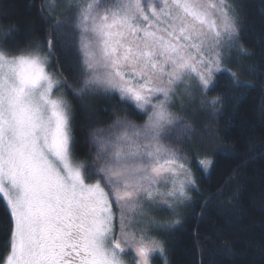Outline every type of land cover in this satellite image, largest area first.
Returning <instances> with one entry per match:
<instances>
[{"label": "snow or ice", "instance_id": "6c2138e0", "mask_svg": "<svg viewBox=\"0 0 264 264\" xmlns=\"http://www.w3.org/2000/svg\"><path fill=\"white\" fill-rule=\"evenodd\" d=\"M39 14L42 39L20 44L14 25L0 26V197L11 221L0 264H127L133 250L135 264H151L166 249L143 217L169 210L174 219L158 227L175 228L199 192L174 144L193 131L176 108L181 88V100L199 93L215 113L225 94L208 93L222 77L231 99L250 86L231 67L233 51L251 55L240 43L239 5L41 0ZM68 92L81 101L118 94L131 110L90 123L83 157ZM213 163L199 161L203 175Z\"/></svg>", "mask_w": 264, "mask_h": 264}, {"label": "trees", "instance_id": "16d2710c", "mask_svg": "<svg viewBox=\"0 0 264 264\" xmlns=\"http://www.w3.org/2000/svg\"><path fill=\"white\" fill-rule=\"evenodd\" d=\"M236 2L240 43L251 55L233 51L231 67L250 86L237 90V98L231 99L224 87L227 76L222 77L208 93L209 97L225 94L223 107L215 113L201 107L199 93L194 100L184 96L181 109L176 106L193 131L174 144L190 161L199 179V192L193 193L192 203L182 209L178 226L156 232L164 242L166 264H264V0ZM40 3L0 0V26L14 25L15 41L20 44L42 39L46 24L39 14ZM64 71L67 74L66 67ZM68 98L76 122V152L81 157L89 151L86 137L90 123L103 125L117 115L123 117L126 111L131 113L118 94L81 101L68 92ZM129 119L143 122L132 114ZM205 155L214 162L207 176L199 166ZM162 212L156 217L165 223L168 213ZM10 227V214L0 197V259L9 250ZM152 262L160 264L155 256Z\"/></svg>", "mask_w": 264, "mask_h": 264}, {"label": "rangeland", "instance_id": "374dc122", "mask_svg": "<svg viewBox=\"0 0 264 264\" xmlns=\"http://www.w3.org/2000/svg\"><path fill=\"white\" fill-rule=\"evenodd\" d=\"M183 94V91H182V88H181V93L178 94L177 96V102H176V106L177 108L181 109L182 107H184L185 105V102H186V97H184L182 100H181V95ZM69 99V98H68ZM70 101V100H69ZM71 102V101H70ZM183 209V208H182ZM182 209L179 211V217H180V214L182 212ZM162 212V214H165V213H168V217L166 222H169L171 221L172 219H174V214L169 211V210H160L159 208H154L152 209L150 212L147 213V215H145L143 217V222L144 224L153 229L149 235H153V236H157L156 232H158L159 230H162L161 228L158 227V225H161V224H164L163 221H159L158 218L156 217V215L160 214V212ZM130 215H135V213H130ZM162 216V215H161ZM158 257L159 261H160V264H166L165 263V260H164V257H161L158 253H154L152 256H151V264H154L152 262V257ZM138 258L136 257V254H135V251L133 250L129 255H127L125 257V260L127 262V264H135V261L137 260Z\"/></svg>", "mask_w": 264, "mask_h": 264}]
</instances>
